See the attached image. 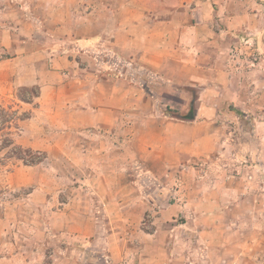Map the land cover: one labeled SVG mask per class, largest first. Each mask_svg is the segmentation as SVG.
<instances>
[{
    "label": "rangeland",
    "instance_id": "374dc122",
    "mask_svg": "<svg viewBox=\"0 0 264 264\" xmlns=\"http://www.w3.org/2000/svg\"><path fill=\"white\" fill-rule=\"evenodd\" d=\"M77 1L79 15H92L96 6L108 32L110 12L121 28L132 20L131 1L142 6L138 0ZM49 2L0 0V38L11 40L16 26L32 41L22 43V55L45 56L42 50L55 44ZM213 23L219 29L216 18ZM250 30L239 33L253 41L241 42L237 54L225 49L237 100L226 109L225 142L168 167L144 159L149 128L125 125L138 124L137 114L128 121L119 115L112 132L108 123L94 127L92 121L84 130L81 106L94 99L79 96L76 68L58 69V84L41 102L36 90L23 92L32 105L0 93V101L30 119L12 130V147L33 152L29 165L0 151V264H264V42ZM56 44L96 76L127 79L153 101L157 116L185 122L194 110L195 89L174 90L109 50L85 54L74 43ZM10 57L0 49V59ZM109 119L105 113L103 121ZM110 183L111 190L97 189ZM79 230L83 236L75 237Z\"/></svg>",
    "mask_w": 264,
    "mask_h": 264
},
{
    "label": "crops",
    "instance_id": "0c3cea01",
    "mask_svg": "<svg viewBox=\"0 0 264 264\" xmlns=\"http://www.w3.org/2000/svg\"><path fill=\"white\" fill-rule=\"evenodd\" d=\"M138 1L142 2L141 7L136 5L137 1H131L133 9L127 8V14L133 17L125 27L119 28L115 15L110 12L109 19H113L114 23H111L108 32L103 28L107 21L103 24V17L97 12L96 6L92 15L83 16L78 13L82 8L80 1L50 0L51 26L59 33H52L55 44L47 45L42 50L45 56L36 59L39 51L22 55V43L32 41L23 40L16 26L11 32V40L0 38V44L11 56L5 59L7 62L0 59V93L13 95L21 101L17 94L21 96L23 92H29L33 96L36 90L35 99L41 102L47 92H53L51 87L58 84V69L76 68L80 71L77 78L79 96L83 99L92 96L94 99L92 103L85 102L81 106V113L85 117L84 130L91 124L102 127L103 123H108L112 132L113 128L117 129L119 115L125 113L128 121V116L133 118L137 114L140 122H126V128L128 125H139L141 129L148 127L150 145L143 149L144 159L163 162L167 167L173 162L178 164L218 150L225 142V126L228 123L225 116L229 101L237 102L229 88V74L225 73L226 51L232 48L237 54L236 51L242 48L241 42L246 39L240 36L241 31L257 29L258 38L264 42V0ZM251 1L254 3L253 8ZM137 15L145 19L143 23L137 20ZM215 18L220 23L219 29L213 26ZM64 41L74 43L85 54L109 50L110 54L130 60L154 74L174 90L195 89L192 119L177 122L157 116L153 111V101L127 79H119L116 75L96 76L87 66H79L75 59L60 54L56 42ZM251 41L248 39L245 42ZM0 49L5 52V49ZM24 60L29 65H22ZM37 61L43 66L45 64V69L39 68ZM49 77L51 81H48ZM21 102L32 105L33 100ZM0 103L6 106L3 101ZM34 108L39 111L42 105ZM105 113L110 119L104 122ZM29 120L27 117L19 125H23L24 129ZM87 120L89 123H86ZM99 135L102 136L101 133ZM23 147L20 146L25 149ZM114 187L115 184L110 183L99 185L97 189L111 190ZM127 188L128 185H125L122 189ZM109 199L111 201L112 198ZM80 235L83 236L81 230L75 237Z\"/></svg>",
    "mask_w": 264,
    "mask_h": 264
},
{
    "label": "trees",
    "instance_id": "16d2710c",
    "mask_svg": "<svg viewBox=\"0 0 264 264\" xmlns=\"http://www.w3.org/2000/svg\"><path fill=\"white\" fill-rule=\"evenodd\" d=\"M17 97L26 103L31 102L30 98L23 100L19 94H17ZM191 114H193L192 111ZM26 118V115L19 114L18 110H14L13 106H5L0 103V151L8 150V157H13L25 164L31 165L32 161H28L26 157H29L33 152L29 150L23 151L21 148H13V141L11 138L13 133L12 130H17L19 123ZM191 119V116H185L183 120L190 121Z\"/></svg>",
    "mask_w": 264,
    "mask_h": 264
},
{
    "label": "water",
    "instance_id": "95a60500",
    "mask_svg": "<svg viewBox=\"0 0 264 264\" xmlns=\"http://www.w3.org/2000/svg\"><path fill=\"white\" fill-rule=\"evenodd\" d=\"M189 116H191V115H189Z\"/></svg>",
    "mask_w": 264,
    "mask_h": 264
}]
</instances>
